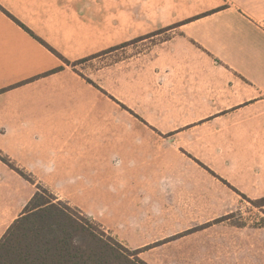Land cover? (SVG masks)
Masks as SVG:
<instances>
[{"label":"crops","instance_id":"0c3cea01","mask_svg":"<svg viewBox=\"0 0 264 264\" xmlns=\"http://www.w3.org/2000/svg\"><path fill=\"white\" fill-rule=\"evenodd\" d=\"M169 31L175 34L143 51L155 67H168L185 49L189 60L207 58L233 72L253 98L264 94V0H0V155L34 180L0 159V239L38 185L130 250L173 245L195 231L177 234L152 221L153 184L132 178L142 166L98 131L106 98L136 114L98 83L102 68L95 79L84 71L88 62Z\"/></svg>","mask_w":264,"mask_h":264},{"label":"rangeland","instance_id":"374dc122","mask_svg":"<svg viewBox=\"0 0 264 264\" xmlns=\"http://www.w3.org/2000/svg\"><path fill=\"white\" fill-rule=\"evenodd\" d=\"M172 34L119 49L84 69L95 79L102 68L98 83L136 114L105 96L98 131L104 142H119L131 165L142 166L143 174L132 178L153 184L147 187L157 216L152 221L177 234L195 230L173 245L151 243L138 256L150 264H264V206L244 197L264 196V94L253 98L257 93L233 72L207 58L189 60L185 49L168 67H155L143 51Z\"/></svg>","mask_w":264,"mask_h":264},{"label":"trees","instance_id":"16d2710c","mask_svg":"<svg viewBox=\"0 0 264 264\" xmlns=\"http://www.w3.org/2000/svg\"><path fill=\"white\" fill-rule=\"evenodd\" d=\"M0 159L34 183L31 175L6 157L0 155ZM37 189L23 214L0 239V264H147L138 256L140 250L126 248L98 224L91 225V218H82L79 210L57 200L46 187L38 185ZM248 200L264 206V197Z\"/></svg>","mask_w":264,"mask_h":264}]
</instances>
